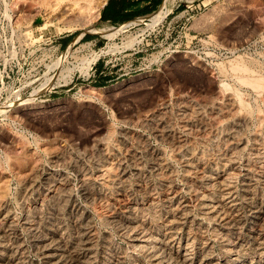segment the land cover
Returning <instances> with one entry per match:
<instances>
[{
	"label": "rangeland",
	"instance_id": "1",
	"mask_svg": "<svg viewBox=\"0 0 264 264\" xmlns=\"http://www.w3.org/2000/svg\"><path fill=\"white\" fill-rule=\"evenodd\" d=\"M97 1L0 0V264H264L248 207H264V0H163L118 25L101 6L87 24Z\"/></svg>",
	"mask_w": 264,
	"mask_h": 264
},
{
	"label": "bare ground",
	"instance_id": "2",
	"mask_svg": "<svg viewBox=\"0 0 264 264\" xmlns=\"http://www.w3.org/2000/svg\"><path fill=\"white\" fill-rule=\"evenodd\" d=\"M101 1H104V0H101ZM73 2V1H72ZM104 3V2H103ZM103 3L101 2V4L99 5V2L97 1V3H96V5L95 6H91V8L89 7V9H90V12H91V14L88 16V18L86 19L87 21V24H92V23H95V21H96V19H97V15H98V9H100V7L103 5ZM92 4H93V2H92ZM26 6V5H25ZM50 6V5H49ZM88 7V6H87ZM78 8V7H77ZM66 9V8H65ZM49 10V9H48ZM85 10V9H84ZM67 11V10H66ZM89 11V10H88ZM87 12V11H86ZM153 14V13H152ZM152 14H150V15H152ZM61 15V14H60ZM149 15V16H150ZM86 16V15H85ZM149 16H147V17H149ZM54 17V16H53ZM147 17H145V18H147ZM237 61V60H236ZM231 63V62H230ZM239 63V62H238ZM232 67H233V65H232ZM239 68V67H238ZM236 70V69H235ZM239 70H240V68H239ZM231 71V70H230ZM235 76V75H234ZM236 77V76H235ZM238 78V77H237ZM244 78V77H243ZM256 78V77H255ZM239 79V78H238ZM248 79V78H247ZM259 80V79H258ZM243 81V80H242ZM241 81V82H242ZM255 81V80H254ZM250 82V81H249ZM253 82V81H252ZM263 82V81H262ZM243 83H244V81H243ZM247 83V82H246ZM248 84V83H247ZM251 84H254V83H251ZM250 84V85H251ZM256 84V83H255ZM249 85V86H250ZM258 85H260V84H258ZM257 88V87H256ZM230 89V88H229ZM234 89V88H233ZM235 89H236V87H235ZM260 90V89H259ZM227 91V90H226ZM242 93V92H241ZM215 96V95H214ZM236 95H233V96H229V98H228V102H230L231 104H235V102H237L236 101V97H235ZM260 96V95H259ZM218 97V96H217ZM264 97V96H263ZM241 99V98H240ZM245 99V98H244ZM243 101V100H242ZM240 102V101H239ZM245 103V102H244ZM264 103V102H263ZM243 104V103H242ZM241 104V105H242ZM249 105V104H248ZM190 107H191V105H190ZM197 107V106H196ZM230 107V106H229ZM249 107V106H248ZM244 108V107H243ZM257 108V107H256ZM226 109V108H225ZM241 109V108H240ZM239 109V110H240ZM247 109V108H246ZM195 110H198V109H195ZM208 110H210V109H208ZM192 111V110H191ZM218 114V113H217ZM250 115V114H249ZM245 117V116H244ZM258 118V117H257ZM259 119H260V117H259ZM159 121V120H158ZM198 122V121H197ZM244 122V121H243ZM245 123V122H244ZM213 124V123H212ZM220 124V123H219ZM242 125V124H241ZM155 126V125H154ZM160 126V125H159ZM199 126V125H198ZM161 127H162V125H161ZM171 127V126H170ZM164 128V127H163ZM159 129V128H158ZM230 129V128H229ZM118 130V129H117ZM240 132V131H239ZM242 132V131H241ZM160 133V132H159ZM237 135H239V134H237ZM160 136V135H159ZM162 136V135H161ZM167 136V135H166ZM177 136H179V135H177ZM137 137V136H136ZM171 138H172V136H171ZM179 138V137H178ZM182 138H184V137H182ZM227 138V137H226ZM218 139V138H217ZM235 139H237V138H235ZM169 140V139H168ZM192 140V139H191ZM226 140V139H225ZM228 140V139H227ZM226 140V141H227ZM217 141V140H216ZM215 141V142H216ZM103 142V141H102ZM193 142V141H192ZM200 142V141H199ZM239 142V141H238ZM258 142V141H257ZM144 143V142H143ZM174 143V142H173ZM179 143V142H178ZM172 144V143H171ZM146 145V144H145ZM177 145V144H176ZM208 146V145H207ZM241 146V145H240ZM111 147V146H110ZM219 147V146H218ZM253 147V146H252ZM101 148V147H100ZM99 148V149H100ZM146 148V147H145ZM205 148V147H204ZM216 148V147H215ZM230 149V148H229ZM108 150V149H107ZM222 150V149H221ZM111 151V150H110ZM160 151V150H159ZM175 151V150H174ZM200 151V150H199ZM205 151H206V149H205ZM260 151V150H259ZM157 152V151H156ZM202 152V151H201ZM133 153V152H132ZM260 153V152H259ZM192 154V153H191ZM133 155V154H132ZM201 155V154H200ZM185 156V155H184ZM207 156V155H206ZM233 156V155H232ZM156 157V156H155ZM226 157V156H225ZM123 158V157H122ZM151 158V157H150ZM175 158V157H174ZM234 158V157H233ZM111 159V158H110ZM194 159H196V158H194ZM58 161V160H57ZM112 161V160H111ZM141 161V160H140ZM155 161V160H154ZM178 161V160H177ZM206 161V160H205ZM228 161V160H227ZM121 162V161H120ZM119 162V163H120ZM137 162V161H136ZM194 163H195V161H193ZM222 162V161H221ZM225 162V161H224ZM57 163V162H56ZM76 163V162H75ZM112 163V162H111ZM115 163V162H114ZM133 164V163H132ZM200 164V163H199ZM225 164V163H224ZM106 165V164H105ZM113 165V164H112ZM138 165V164H137ZM136 165V166H137ZM161 165V164H160ZM160 165H159V168H160ZM215 165V164H214ZM214 165H213V167H214ZM251 165V164H250ZM84 166V165H83ZM108 166V165H107ZM132 166V165H131ZM158 166V165H157ZM156 166V167H157ZM171 166V165H170ZM234 166V165H233ZM253 166V165H252ZM106 167V166H105ZM104 167V168H105ZM118 167V166H117ZM144 167V166H143ZM177 167V166H176ZM246 167V166H245ZM251 167V166H250ZM250 167H248V168H250ZM111 168H112V166H111ZM114 168V167H113ZM154 168V167H153ZM244 168V167H243ZM81 169V168H80ZM97 169V168H96ZM103 169V168H102ZM124 169V168H123ZM150 169V168H149ZM186 169V168H185ZM246 169V168H245ZM36 170V169H35ZM88 170V169H87ZM117 170V169H116ZM153 170V169H152ZM169 170V169H168ZM175 170V169H174ZM228 170V169H227ZM260 170V169H259ZM46 171V170H45ZM108 171V170H107ZM217 171V170H216ZM83 172V171H82ZM85 172V171H84ZM115 172V171H114ZM135 172V171H134ZM158 172V171H157ZM161 172V171H160ZM172 172V171H171ZM203 172V171H202ZM219 172V171H218ZM258 172V171H257ZM87 173V172H86ZM239 173V172H238ZM26 174V173H25ZM37 174V173H36ZM36 174H35V176H36ZM162 174V173H161ZM171 174V173H170ZM205 174V173H204ZM208 174V173H207ZM210 174V173H209ZM212 174V173H211ZM46 175V174H45ZM55 175V174H54ZM103 175V174H102ZM250 175V174H249ZM47 176V175H46ZM82 176H84L83 174H82ZM81 176V177H82ZM99 176V175H98ZM127 176V175H126ZM149 176V175H148ZM163 176V175H162ZM202 176V175H201ZM210 176V175H209ZM215 176V175H214ZM227 176V175H226ZM234 176V175H233ZM86 177V176H85ZM85 177H83L84 178V180L86 181V179H85ZM100 177H102V176H100ZM211 177V176H210ZM34 178V177H33ZM32 178V179H33ZM108 178V177H107ZM165 178V177H164ZM250 178V177H249ZM192 179V178H191ZM200 179H201V177H200ZM210 179V178H209ZM212 179H214V178H212ZM237 179V178H236ZM99 180V179H98ZM108 180V179H107ZM112 180H114V179H112ZM145 180V179H144ZM161 180V179H160ZM164 180V179H163ZM182 180V179H181ZM215 180V179H214ZM214 180H212V182L214 181ZM217 180V179H216ZM229 180V178H227V177H222L221 176V178L216 182L217 184H218V187H219V190H220V198H218L219 200H216V204L219 206V208H218V210L220 211L221 210V215L224 217L223 219L224 220H227V219H232L233 218V210L231 209V207L233 206L232 205V202L235 200H233V201H231L230 199L232 198V196L230 195V192H229V190H228V187L230 186L229 185V181L230 180H232L231 178H230V180ZM32 181V180H31ZM89 181H90V179H89ZM101 181V180H100ZM110 181V180H109ZM116 181V180H115ZM126 181V180H125ZM191 181V180H190ZM244 181V180H243ZM248 181V180H247ZM30 182V181H29ZM53 182V181H52ZM60 182V181H59ZM91 182H92V180H91ZM162 182V181H161ZM202 182H203V179H202ZM206 182V181H205ZM231 182V181H230ZM242 182V181H241ZM31 183V182H30ZM47 183V182H46ZM54 183V182H53ZM87 183H89L88 181H87ZM93 183V182H92ZM134 183V182H133ZM157 183V182H156ZM164 183H165V181H164ZM197 183V182H196ZM209 183V182H208ZM214 183V182H213ZM232 183V182H231ZM38 184V183H37ZM122 183H120V185H121ZM127 184V183H126ZM190 184V183H189ZM207 184V183H206ZM211 184V183H210ZM56 185V184H55ZM93 185V184H92ZM165 185H170V184H165ZM193 185V184H192ZM209 185V184H208ZM229 185V186H228ZM110 186V185H109ZM144 186V185H143ZM214 186V185H213ZM216 186V185H215ZM29 187V186H28ZM89 187V186H88ZM91 187V186H90ZM166 187V186H165ZM170 187V186H169ZM194 187V186H193ZM233 187V186H232ZM244 187H246V186H244ZM36 188V187H35ZM34 188V189H35ZM60 188V187H59ZM86 188V187H85ZM84 188V189H85ZM92 188V187H91ZM90 188V189H91ZM191 188V187H190ZM243 188V187H242ZM247 188V187H246ZM249 188V187H248ZM41 189V188H40ZM58 189V188H57ZM95 189V188H94ZM155 189V188H154ZM163 189V188H162ZM172 189V188H171ZM233 189V188H232ZM245 189V188H244ZM42 190V189H41ZM55 190V189H54ZM53 190V191H54ZM64 190V189H63ZM176 190V189H175ZM215 190V189H214ZM253 190V189H252ZM87 191H88V189H87ZM91 191H93V190H91ZM106 191V190H105ZM179 191H180V189H179ZM196 191V190H195ZM216 191V190H215ZM238 191V190H237ZM243 191V190H242ZM29 192H30V190H29ZM34 192V191H33ZM47 192V191H46ZM69 192V191H68ZM96 192H97V190H96ZM123 192V191H122ZM165 192H167V190L165 191ZM173 192V191H172ZM172 192H171V194H172ZM219 192V191H218ZM250 192V191H249ZM64 193V192H63ZM138 193V192H137ZM144 193V192H143ZM233 193V192H232ZM251 193V192H250ZM253 193V192H252ZM251 193V194H252ZM60 194V193H59ZM66 194V193H65ZM82 194V193H81ZM85 194V193H84ZM87 194H90V193H87ZM92 194V193H91ZM94 194H95V192H94ZM93 194V196H95ZM99 194H100V191H99ZM125 194V193H124ZM164 194V193H163ZM166 194V193H165ZM254 194V193H253ZM252 194V195H253ZM256 194V193H255ZM43 195V194H42ZM200 195V194H199ZM198 195V196H199ZM202 195V194H201ZM218 194H216V196H217ZM258 195V194H257ZM29 196V195H28ZM52 196V195H51ZM68 196V195H67ZM167 196V195H166ZM172 196V195H171ZM176 196V195H175ZM210 196V195H209ZM208 195H207V198L206 199H208V204H206V201L204 202V207L205 206H207L208 207V205H209V207H208V212H210V210H212V203H213V200H215V198L213 199V197L211 198V197H209ZM212 196H214V195H212ZM54 197V196H53ZM108 197V196H107ZM128 197V196H127ZM169 197V196H168ZM200 197V196H199ZM215 197V196H214ZM231 197V198H230ZM43 198V197H42ZM67 198V197H66ZM167 198V197H166ZM190 198V197H189ZM240 198V197H239ZM238 198V199H239ZM245 198V197H244ZM249 198L251 199V201H250V203L249 204H251L250 206H248V207H250V215H251V221H254V222H252L253 223V225L254 226H252V227H254L255 228V231L256 232H259L260 231V228H258V226L260 225V221L261 220H263L264 221V207H262V205H263V203H262V205L260 206V205H258V204H256V202L254 201V197H252L251 195H249ZM60 199V198H59ZM58 199V200H59ZM62 199H63V197H62ZM68 199H69V196H68ZM106 199V198H105ZM121 199V198H120ZM168 199H170V198H168ZM167 199V200H168ZM198 199V198H197ZM200 199V198H199ZM198 199V200H199ZM216 199H217V197H216ZM249 199V200H250ZM257 199V198H256ZM53 200V199H52ZM178 200V199H177ZM248 200V201H249ZM64 201V200H63ZM191 201V200H190ZM236 201V200H235ZM76 202V201H75ZM101 202V201H100ZM125 202V201H124ZM169 202V201H168ZM178 202V201H177ZM180 202V201H179ZM192 202H194V201H192ZM202 202V201H201ZM260 201L258 200V203H259ZM157 203V202H156ZM172 203V202H171ZM96 204V203H95ZM94 204V205H95ZM100 204V203H99ZM110 204V203H109ZM164 204V203H163ZM186 204H188V203H186ZM211 204V205H210ZM237 204V203H236ZM235 204V205H236ZM124 205V204H123ZM183 205H185V204H183ZM195 205H196V203H195ZM215 205V204H214ZM174 206V205H173ZM178 205H176V207H177ZM193 206V205H192ZM191 206V207H192ZM202 205H200V206H198V207H201ZM32 207H33V205H32ZM150 207V206H149ZM175 207V208H176ZM194 207V206H193ZM235 207V206H234ZM1 208V207H0ZM77 208V207H76ZM130 208V207H129ZM181 208V207H180ZM187 208V207H186ZM202 208V207H201ZM200 208V209H201ZM33 209V208H32ZM74 209V208H73ZM151 209V208H150ZM60 210V209H59ZM76 210V209H75ZM79 210V209H78ZM169 210V209H168ZM187 210V209H186ZM190 210V209H189ZM205 210V209H204ZM217 210V209H216ZM28 211V210H27ZM46 211V210H45ZM48 211V210H47ZM173 212H174V210H172ZM183 211H185V210H183ZM202 211V210H201ZM206 211V210H205ZM213 211V210H212ZM211 211V212H212ZM215 211V210H214ZM82 212V211H81ZM132 212V211H131ZM216 212V211H215ZM2 213V212H1ZM6 213V212H5ZM54 213V212H53ZM75 213V212H74ZM156 213V212H155ZM177 213V212H176ZM179 213H180V211H179ZM179 213H177L178 215H179ZM186 213V212H185ZM218 213V212H217ZM40 214V213H39ZM49 214V213H48ZM55 214V213H54ZM53 214V215H54ZM59 214V213H58ZM57 214V215H58ZM72 214V213H71ZM82 214V213H81ZM158 214V213H157ZM183 214V213H182ZM203 214V213H202ZM220 214V213H219ZM235 214V213H234ZM6 215V214H5ZM4 215V216H5ZM14 215V214H13ZM32 215V214H31ZM79 215V214H78ZM172 215H174V213L172 214ZM184 215V214H183ZM210 215H213L214 217L216 216V214L215 213H213V214H210ZM48 216V215H47ZM55 216V215H54ZM61 216V215H60ZM82 216H84V215H82ZM202 216V215H201ZM205 216V215H204ZM57 217V216H56ZM75 217V216H74ZM178 217V216H177ZM213 217V218H214ZM236 217V216H235ZM25 218V217H24ZM52 218H54L53 216H52ZM88 218V217H87ZM113 218V217H112ZM183 218H185V217H183ZM191 218V217H190ZM207 218V217H206ZM217 218V217H216ZM237 218V217H236ZM29 219V218H28ZM57 218H55V220H56ZM61 219V218H60ZM74 219V218H73ZM238 219V218H237ZM36 220V219H35ZM71 220V219H70ZM82 220V219H81ZM85 220V219H84ZM87 220V219H86ZM90 220V219H89ZM174 220V219H173ZM192 220V219H191ZM214 220V219H213ZM222 220V219H221ZM0 221H1V219H0ZM3 221V220H2ZM7 221H8V219H7ZM60 220H58V222H59ZM73 221V220H72ZM83 221V220H82ZM180 221V220H179ZM230 221H234V220H230ZM238 221V220H237ZM5 222V221H4ZM10 222H12L11 220H10ZM165 222V221H164ZM174 222V221H173ZM177 222V221H176ZM191 222V221H190ZM221 222V221H220ZM243 222H245V221H243ZM250 222V221H249ZM262 222V221H261ZM0 223H2V222H0ZM85 223V222H84ZM162 223V222H161ZM160 223V224H161ZM175 223V222H174ZM208 223H209V221H208ZM223 223H226V222H223ZM239 223V222H238ZM3 224V223H2ZM2 224H1V226H2ZM11 224V223H10ZM10 224H8L7 222H5L4 223V225H3V229H4V233L2 234V235H4V237H5V239L6 238H8L10 235L12 236V234H11V230H12V228H10ZM16 224V223H15ZM47 224V223H46ZM83 224V223H82ZM159 224V223H158ZM176 224V223H175ZM230 224V223H229ZM261 224H263V223H261ZM74 225V224H73ZM76 225V224H75ZM79 225V224H78ZM148 225V224H147ZM204 225V224H203ZM214 225V224H213ZM225 225V224H224ZM228 225V224H227ZM233 225V224H232ZM231 225V226H232ZM235 226L237 225V223H235L234 224ZM238 225H241V223L240 224H238ZM237 225V226H238ZM245 225H246V223H245ZM249 225V224H248ZM251 225V224H250ZM0 226V227H1ZM27 226V225H26ZM32 226V225H31ZM58 226H59V224H58ZM199 226V225H198ZM230 226V227H231ZM38 227V226H37ZM55 227V226H54ZM80 227H81V225H80ZM136 227V226H135ZM173 227V226H172ZM204 227V226H203ZM213 227V226H212ZM64 228V227H63ZM75 228V227H74ZM84 228V227H83ZM86 228H88V227H86ZM95 228V227H94ZM245 228V227H244ZM2 229V230H3ZM48 229V228H47ZM56 229H58L57 227H56ZM65 229V228H64ZM67 229V228H66ZM77 229H79L78 227H77ZM80 229H82V228H80ZM160 229V228H159ZM163 229V228H162ZM168 229H171V228H168ZM179 229V228H178ZM190 229V228H189ZM202 229V228H201ZM253 229V228H252ZM54 230V229H53ZM60 230V229H59ZM75 230V229H74ZM86 230V229H85ZM164 230V229H163ZM204 230V229H203ZM49 232V231H48ZM47 232V233H48ZM162 232V231H161ZM166 232H167V228H166ZM250 232V231H249ZM252 232V231H251ZM29 233V232H28ZM46 233V232H45ZM87 233H89V232H87ZM148 233V232H147ZM168 233H170V232H168ZM83 234V233H82ZM133 234V233H132ZM165 234V233H164ZM250 234V233H249ZM253 234V233H252ZM257 234V233H256ZM261 234V233H260ZM264 234V233H263ZM30 235V234H29ZM55 235H56V233H55ZM62 235V234H61ZM60 235V236H61ZM131 235V234H130ZM144 235V234H143ZM229 235V234H228ZM39 236V235H38ZM44 236V235H43ZM50 236V235H49ZM64 236V235H63ZM82 236V235H81ZM86 236H87V234H86ZM129 236V235H128ZM167 236V235H166ZM170 236V235H169ZM168 236V237H169ZM186 236V235H185ZM255 236V235H254ZM259 236V235H258ZM37 237V236H36ZM53 237V236H52ZM51 237V238H52ZM85 237V236H84ZM123 237V236H122ZM261 237V236H260ZM10 238V237H9ZM57 238V237H56ZM55 238V239H56ZM87 238V237H86ZM85 238V239H86ZM11 239V238H10ZM12 239L14 240V238L12 237ZM22 239V238H21ZM35 239V238H34ZM38 239V238H37ZM257 239V238H256ZM3 240V239H2ZM0 241V261H2L1 259H7V257L8 256H12L13 255V247L11 246L12 245V243H11V245H10V243L8 242V245L7 244H5L3 241ZM17 240V239H16ZM57 240V239H56ZM67 240V239H66ZM74 240V239H73ZM150 240V239H149ZM158 240H159V238H158ZM174 240V239H173ZM12 241V240H11ZM39 241V240H38ZM48 241H50V240H47V244H48ZM68 241V240H67ZM260 241V240H259ZM14 242V241H13ZM19 242V241H18ZM36 242V241H35ZM89 242V241H88ZM141 242H143V241H141ZM178 242V241H177ZM6 243H7V241H6ZM38 243V242H37ZM46 243V242H45ZM74 243L76 244V242L74 241ZM73 243V244H74ZM222 243V242H221ZM259 243H261V242H259ZM18 244V243H17ZM42 245H43V247H44V243H41ZM51 244V243H50ZM72 244V245H73ZM86 244V243H85ZM110 244V243H109ZM158 244V243H157ZM186 244V243H185ZM204 244V243H203ZM58 245V244H57ZM64 245V244H63ZM67 245H69V244H67ZM88 245V244H87ZM179 245V244H178ZM14 246V245H13ZM15 246H16V243H15ZM51 246V245H50ZM50 246H47V247H50ZM54 246V245H53ZM185 246V245H184ZM257 246V245H256ZM259 246V245H258ZM20 247V246H19ZM37 247V246H36ZM55 247H56V245H55ZM69 247V246H68ZM205 247V246H204ZM261 247H263V246H261ZM23 248V247H22ZM158 248V247H157ZM16 249V248H15ZM18 249V248H17ZM20 250H21V248H19ZM50 249V248H49ZM53 250H54V248H52ZM57 249V248H56ZM86 249V248H85ZM85 249H82V250H85ZM160 249V248H159ZM167 249V248H166ZM177 249V248H176ZM200 249V248H199ZM263 249V248H262ZM3 250L5 251V250H7L6 252L8 253V255H4V252H3ZM51 250V249H50ZM52 250V251H53ZM71 250V249H70ZM75 250V249H74ZM170 250V249H169ZM174 250V249H173ZM183 249H181V251H182ZM186 250V249H185ZM208 250V249H207ZM19 251V250H18ZM44 251V250H43ZM87 251V250H86ZM85 251V252H86ZM148 251V250H147ZM155 251V250H154ZM175 251V250H174ZM17 252V251H16ZM50 252V251H49ZM71 252V251H70ZM90 252V251H89ZM150 252V251H149ZM48 253V252H47ZM52 253V252H51ZM80 253H81V251H80ZM160 253H162V252H160ZM178 253V252H177ZM186 253V252H185ZM20 254H22V253H20ZM41 254V253H40ZM71 254V253H70ZM75 254H76V252H75ZM166 254V253H165ZM201 254H203V253H201ZM210 254V253H209ZM244 254V253H243ZM18 255V254H17ZM26 255V254H25ZM46 255V254H45ZM44 255V256H45ZM56 255V254H55ZM72 255V254H71ZM70 255V256H71ZM84 255V254H83ZM86 255V254H85ZM104 255V254H103ZM116 255V254H115ZM118 255V254H117ZM147 255V254H146ZM168 255V254H167ZM178 255V254H177ZM188 255V254H187ZM190 255V254H189ZM43 256V257H44ZM59 256V255H58ZM155 256H158V255H156V253H155ZM180 256V255H179ZM40 257V256H39ZM42 257V256H41ZM49 257V256H48ZM74 257V256H73ZM77 257V256H76ZM186 257V256H185ZM184 257V258H185ZM12 258H13V256H12ZM19 258V257H18ZM17 258V259H18ZM61 258V257H60ZM84 258V257H83ZM91 258V257H90ZM116 258H117V256H116ZM191 258H192V256H191ZM8 259H10V257L8 258ZM16 259V260H17ZM20 259V258H19ZM44 259V258H43ZM45 259H46V256H45ZM44 259V260H45ZM54 259V258H53ZM62 259V258H61ZM118 259V258H117ZM123 259V258H122ZM121 259V260H122ZM145 259V258H144ZM195 259V258H194ZM13 260V259H12ZM43 260V261H44ZM78 260V259H77ZM149 260V259H148ZM156 260V259H155ZM4 261V260H3ZM8 261V260H7ZM6 261V262H7ZM46 261V260H45ZM45 261H44V263H45ZM60 261H62V260H60ZM152 261V260H151ZM170 261V260H169ZM191 261V260H190ZM208 261H210V260H208ZM5 262V261H4ZM13 262V261H12ZM11 262V263H12ZM64 262V261H63ZM69 262V261H68ZM115 262V261H114ZM117 262V261H116ZM119 262V261H118ZM205 262V261H204ZM2 263V262H1ZM9 263V262H8ZM10 263V264H11ZM36 263V262H35ZM49 263V262H48ZM83 263V262H82ZM121 263V262H120ZM186 263V262H185ZM191 263V262H190ZM13 264V263H12ZM17 264V263H16ZM187 264V263H186ZM261 264V263H260Z\"/></svg>",
	"mask_w": 264,
	"mask_h": 264
},
{
	"label": "trees",
	"instance_id": "3",
	"mask_svg": "<svg viewBox=\"0 0 264 264\" xmlns=\"http://www.w3.org/2000/svg\"><path fill=\"white\" fill-rule=\"evenodd\" d=\"M142 1L145 0H109L108 4L102 10L101 19L106 20L109 15H112L114 19V23H112L113 25H117L115 22L119 21L129 22L137 16L144 15L152 11L158 4L162 2V0H150V2L154 5L152 6L153 8L143 7L140 9V4ZM89 36L90 34H86L85 37L87 38Z\"/></svg>",
	"mask_w": 264,
	"mask_h": 264
},
{
	"label": "crops",
	"instance_id": "4",
	"mask_svg": "<svg viewBox=\"0 0 264 264\" xmlns=\"http://www.w3.org/2000/svg\"><path fill=\"white\" fill-rule=\"evenodd\" d=\"M163 1V0H162ZM108 2H109V0H106L105 2H104V4L102 5V7H101V10H100V18H101V14H102V10L105 8V6L108 4ZM162 3V2H161ZM160 3V4H161ZM160 4H158L152 11H150V12H148L147 14H144V15H140V16H137L136 18H134V19H137V18H139V17H145V16H149L150 15V13H152L153 11H155L156 9H157V7L160 5ZM152 6H154L153 5V3H151L150 2V0H145V1H142L141 2V4H140V9L141 8H143V7H151V8H153ZM148 10V9H147ZM154 13V12H153ZM116 15V14H115ZM133 19V20H134ZM102 21H106V22H109V23H114V19H113V16L112 15H109V17L106 19V20H102ZM132 21V20H131ZM126 22H128V21H119V22H115V23H117V25L118 24H122V23H126Z\"/></svg>",
	"mask_w": 264,
	"mask_h": 264
},
{
	"label": "water",
	"instance_id": "5",
	"mask_svg": "<svg viewBox=\"0 0 264 264\" xmlns=\"http://www.w3.org/2000/svg\"><path fill=\"white\" fill-rule=\"evenodd\" d=\"M147 17V16H146ZM93 33V32H92Z\"/></svg>",
	"mask_w": 264,
	"mask_h": 264
}]
</instances>
